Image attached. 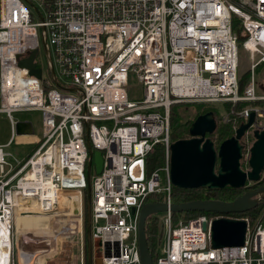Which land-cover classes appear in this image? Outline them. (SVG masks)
<instances>
[{"label": "built area", "instance_id": "2783aa9c", "mask_svg": "<svg viewBox=\"0 0 264 264\" xmlns=\"http://www.w3.org/2000/svg\"><path fill=\"white\" fill-rule=\"evenodd\" d=\"M239 45L250 71L242 91ZM42 46L47 69L35 57L38 78L20 61ZM262 63L264 0H0V113L12 125L11 139L0 145V264H30L21 253L15 258L20 204L34 200L52 213L66 191L82 193L90 149L103 156L95 175L92 158L90 179L91 239L100 264H140L138 220L146 198L174 203L171 106L264 101L255 82ZM131 76L141 85L138 97L130 95ZM30 110L42 114L43 138L10 161L4 148L19 135L14 115ZM251 112L253 136L264 129V109H243L242 122ZM158 145L164 164L148 172L147 156ZM172 214L155 215L163 247L153 264H264V219L251 227L247 217H233L247 223L243 245L214 249L210 228L219 216L174 222Z\"/></svg>", "mask_w": 264, "mask_h": 264}, {"label": "water", "instance_id": "95a60500", "mask_svg": "<svg viewBox=\"0 0 264 264\" xmlns=\"http://www.w3.org/2000/svg\"><path fill=\"white\" fill-rule=\"evenodd\" d=\"M38 50H34L28 58L20 61V66L30 69L32 75L41 78L42 69L37 67L35 57ZM255 121V113L251 112L247 121L241 123L234 134L215 146L211 136L216 130V121L212 112L198 115L189 127V138L177 139L170 145V180L174 187L198 188L208 190L231 187L247 189L248 183L253 185L261 181L264 171V129L254 130V141L249 149V170H243L240 165L243 145L240 140ZM33 125L29 121H20L17 124L19 134L33 133ZM90 161L87 166V237L89 264L101 263L100 250L94 248L91 239V169L94 158L95 171L100 174L103 169L101 151L93 152L90 149ZM264 198V184L252 191H246L231 201L216 199L191 200L181 203H172L169 206L163 202L144 203L138 220V248L140 264H153L149 252L145 223L149 216L170 210L175 212L200 211L215 213L219 217L212 221L210 228V242L214 249L243 245L247 223L242 219L230 217L231 214L243 213L255 208L258 200Z\"/></svg>", "mask_w": 264, "mask_h": 264}, {"label": "rangeland", "instance_id": "374dc122", "mask_svg": "<svg viewBox=\"0 0 264 264\" xmlns=\"http://www.w3.org/2000/svg\"><path fill=\"white\" fill-rule=\"evenodd\" d=\"M50 0H47L49 2ZM238 0H235V2ZM36 6L42 12L46 11L43 4L36 3ZM45 48L42 46L40 51L37 53L36 61L39 66L43 64L44 68L47 69L46 60L44 59ZM238 73L240 79L247 83L250 77L249 71V60L248 55L241 45L238 46ZM255 82L259 92L264 93V63L259 65L255 70ZM244 84V86H245ZM243 90V89H242ZM130 95L133 97H138L141 94V85L137 79L133 76L130 77ZM240 102V101H239ZM239 102L231 103H182L175 106L178 112L182 115L180 119V125L182 130H177L175 132L179 133L180 138H189V127L194 119L203 113L212 112L214 119L216 121V130L209 136L214 142L215 146H218L225 137H218L217 131L220 125L228 123L231 119L230 115H236L240 111L246 108H263L264 101L260 102H242L241 105H237ZM237 105V106H236ZM16 120L19 121H29L35 128V134L33 136H26L24 134H19L14 142L8 146H5L4 150L11 156L7 159L10 161L14 160V157L18 159H23L27 156L35 147L33 140L35 137L40 136L42 132V114L39 111H23L15 113ZM190 123V124H189ZM234 124H238L232 127V135L234 134L235 128L239 126L242 121L233 120ZM172 124L170 123V128L172 131ZM175 126V125H174ZM186 131V132H185ZM182 133V134H181ZM35 135V136H34ZM12 137V125L10 120L5 114L0 113V145H5L9 142ZM228 138V137H227ZM174 141V140H173ZM254 138L252 136V129L245 133L241 138L240 142L243 145L242 158L240 160V165L243 170H249L248 159H249V148L252 145ZM95 169L92 175H95ZM161 179L164 181V173L159 172ZM264 178V171L261 174V180ZM264 181V180H263ZM264 182L261 184L263 185ZM253 183H248V187L251 190ZM87 192L83 191L81 193L82 211L80 216H75L67 214L64 208L60 205V209H56L52 213H44L37 202L34 200H28L25 202L26 208H19L15 218V258L18 262V256L20 253L23 255V259L27 256V261L30 264H89V256H86V225H85V214L87 213L88 205L85 206ZM61 204V202H60ZM259 212L257 213L256 220L250 221L251 227H254L258 221L264 219V198L258 200ZM21 212L29 213L28 215H20ZM19 215V216H18ZM39 216H44L46 218H40ZM161 216V214L159 215ZM49 220V223H48ZM24 222V223H21ZM41 222V223H40ZM21 224L27 225L26 227H21ZM44 225L41 229H38L37 225ZM157 224L158 221H157ZM24 225V226H25ZM20 226V227H19ZM159 226V225H158ZM83 231V234H82ZM159 231L161 233V227L159 226ZM93 246L94 242L92 241ZM163 247V236L160 237L155 246V251L161 253ZM98 257H101L98 256ZM87 262V263H86Z\"/></svg>", "mask_w": 264, "mask_h": 264}, {"label": "trees", "instance_id": "16d2710c", "mask_svg": "<svg viewBox=\"0 0 264 264\" xmlns=\"http://www.w3.org/2000/svg\"><path fill=\"white\" fill-rule=\"evenodd\" d=\"M232 28L237 32L239 42H242L245 35H244L243 28L241 27L239 20L235 16H233L232 18ZM245 82H243V80L240 79L239 81L240 91H242ZM242 102L244 101L239 102L237 105L238 106L241 105ZM256 102H259V101H256ZM179 104H182V103H179ZM179 104H173L170 108V123L172 124L171 125L172 131L170 133V138L171 140H174V141L182 137L180 136L179 133L175 132L176 129L182 130L181 125L179 124L180 119L182 118V115L178 112L177 108L175 107ZM230 116H231V119L228 121V123L220 125V127H218V131H217L218 137H225V138L230 137L232 135V129H233L232 127L234 125L233 120H237V122L242 121V118L238 114L236 115L233 114ZM163 164H164V150L162 146L158 145L155 148V150L147 156L148 172H151L152 170L161 167ZM263 180H261L257 184V186H260L264 182ZM252 188H255L254 185L252 186ZM245 190L246 189H234L231 187H226V188L217 189V190H208L207 188H203V187L179 188V187L173 186L172 201L174 203H181V202H187L191 200H202V199H216V200H222V201H231L237 196L243 194ZM84 191L87 192V188H85ZM158 200H163L162 196H156L155 194H151L146 198V202H149V203L157 202ZM86 205H88L87 195L85 199V206ZM257 206L243 213L231 214L230 217H248L249 216L251 220H256L257 213L259 212V207ZM87 212H88V209H87ZM201 214H206V215L214 216V217L218 216L215 213H206V212H200V211H187V212L173 213L172 219L174 222H177L179 219H182L183 221H187L188 219L201 215ZM157 221L158 220L156 216L152 215L147 218L146 223H145L146 239H147L149 252L152 255L153 263L157 256V252L155 251V246L157 245L158 241H160V237H161V233L159 231V226L157 224ZM85 225L87 228V213L85 214ZM88 244L89 243H88V237H87V231H86V256L87 258L89 256Z\"/></svg>", "mask_w": 264, "mask_h": 264}, {"label": "bare ground", "instance_id": "6f19581e", "mask_svg": "<svg viewBox=\"0 0 264 264\" xmlns=\"http://www.w3.org/2000/svg\"><path fill=\"white\" fill-rule=\"evenodd\" d=\"M22 204H20L21 206ZM39 205V204H38ZM65 211H68L67 214L69 215H73V216H80L81 215V209H82V202H81V193L77 190H74V191H66L62 197H61V204H60ZM24 206L23 208L25 209L26 208V204L23 203ZM21 206V208H22ZM28 215L27 213L25 212H21L20 215ZM75 214V215H74ZM19 216V215H18ZM40 218H43L44 216H39ZM46 218V217H44ZM21 223H24V222H21ZM41 223V222H40ZM48 223H49V220H48ZM25 224H21L20 226L21 227H26L27 225ZM19 226V227H20ZM38 226V229H41V227H43L44 225H37ZM28 227V226H27ZM27 256L25 258V261H27ZM28 262V261H27Z\"/></svg>", "mask_w": 264, "mask_h": 264}, {"label": "crops", "instance_id": "0c3cea01", "mask_svg": "<svg viewBox=\"0 0 264 264\" xmlns=\"http://www.w3.org/2000/svg\"><path fill=\"white\" fill-rule=\"evenodd\" d=\"M35 129V128H34ZM36 133V132H35ZM34 133V134H35ZM36 135V134H35ZM34 135V136H35ZM31 136H33V135H31ZM43 138V124H42V132H41V134H40V136H37V137H35V139L33 140V144H35V145H37V143L41 140ZM98 262H95V264H97Z\"/></svg>", "mask_w": 264, "mask_h": 264}, {"label": "flooded vegetation", "instance_id": "af4514ba", "mask_svg": "<svg viewBox=\"0 0 264 264\" xmlns=\"http://www.w3.org/2000/svg\"><path fill=\"white\" fill-rule=\"evenodd\" d=\"M254 187L257 188V187H258L257 184L254 185ZM251 188H252V187H251ZM255 188H252L251 190H247V189H250V188H247V189L245 190V192H246V191H252V190L255 189Z\"/></svg>", "mask_w": 264, "mask_h": 264}]
</instances>
